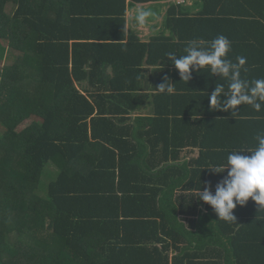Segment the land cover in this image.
I'll return each mask as SVG.
<instances>
[{
	"label": "trees",
	"instance_id": "trees-1",
	"mask_svg": "<svg viewBox=\"0 0 264 264\" xmlns=\"http://www.w3.org/2000/svg\"><path fill=\"white\" fill-rule=\"evenodd\" d=\"M160 1L0 0V52L16 54L0 66V264L68 255L85 264H264L255 201L225 222L194 197L209 185L214 194L227 175L208 168L257 146L264 107L238 106L237 119L213 111L207 93L227 81L193 70L187 83L167 58L222 34L234 62L247 58L242 78H264V0H199L192 16L172 6V35L142 42L128 8ZM153 73L156 89L168 77L175 93L146 94ZM148 101L153 114L142 116ZM50 163L59 174L42 197Z\"/></svg>",
	"mask_w": 264,
	"mask_h": 264
},
{
	"label": "clouds",
	"instance_id": "clouds-1",
	"mask_svg": "<svg viewBox=\"0 0 264 264\" xmlns=\"http://www.w3.org/2000/svg\"><path fill=\"white\" fill-rule=\"evenodd\" d=\"M150 12L141 10L136 15V22L143 25ZM185 55L177 56L174 52L167 53L175 68L179 71L182 81L187 83L192 79L193 70H208L212 76H219L227 81V90L223 84H217L214 91L207 98L213 111L230 112L238 118V106L249 105L256 112L264 107V78L249 81L242 78V72L247 73V58L237 56L235 62L230 58L232 42L225 35L205 44L203 41L191 40L184 49ZM175 84L165 77L164 82L155 89L161 94L175 93ZM222 97H224L222 99ZM257 146L241 148L228 153L226 161L208 168L214 173L226 177L216 185L213 194L211 186L199 189L194 197L209 204L219 217L225 222H236L234 210L237 205L245 206L249 199L255 201L260 210H264V133L255 137ZM243 153H251L243 154Z\"/></svg>",
	"mask_w": 264,
	"mask_h": 264
},
{
	"label": "crops",
	"instance_id": "crops-1",
	"mask_svg": "<svg viewBox=\"0 0 264 264\" xmlns=\"http://www.w3.org/2000/svg\"><path fill=\"white\" fill-rule=\"evenodd\" d=\"M175 6L178 12H182L188 16H192L197 14L201 9V4L199 0H167L160 2H149V3H136L128 8L127 19H128V29L134 32L142 42L148 43L153 38H157L161 35L171 36L172 33L170 30L166 29V18L167 12L172 7ZM144 10L151 13L149 17L146 18V22L143 25H140L136 22V15L139 11ZM262 21L264 19L260 18ZM264 23V22H263ZM156 74H149L146 81H144V89L146 94H154L157 93L156 89ZM152 106L148 101L146 106L141 109L138 113L142 116H150L153 114ZM192 153V157L197 158L200 154V150L198 148H188L187 154ZM189 157V156H188ZM175 254L173 251L171 252V256ZM69 256V255H68ZM60 258L59 261H62L61 264H85L79 263L78 257L68 258ZM71 257V256H70ZM98 262H90V264H94Z\"/></svg>",
	"mask_w": 264,
	"mask_h": 264
},
{
	"label": "rangeland",
	"instance_id": "rangeland-1",
	"mask_svg": "<svg viewBox=\"0 0 264 264\" xmlns=\"http://www.w3.org/2000/svg\"><path fill=\"white\" fill-rule=\"evenodd\" d=\"M14 7L13 5H8L7 7V12L8 13H13ZM7 53L8 55H4L6 53L0 52V66H8L12 65L15 61V58H13V55H16L15 53H12L13 51L7 47ZM6 130V127L0 125V136L4 134ZM59 174L58 167L55 164L50 163L46 170L45 173L43 174V177L41 179V184L39 185L38 189V194L42 197L46 196V192L48 189V185L53 181L54 176ZM17 233H12L10 236L11 243H15V238H16ZM5 260H8L9 258L12 259L14 258L13 254L9 253L8 255L4 256Z\"/></svg>",
	"mask_w": 264,
	"mask_h": 264
}]
</instances>
